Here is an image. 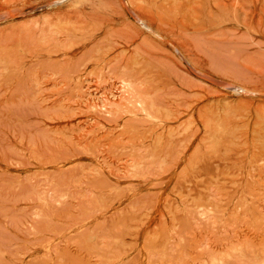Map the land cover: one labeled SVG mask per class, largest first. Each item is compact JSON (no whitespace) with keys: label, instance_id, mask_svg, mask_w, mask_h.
<instances>
[{"label":"rangeland","instance_id":"374dc122","mask_svg":"<svg viewBox=\"0 0 264 264\" xmlns=\"http://www.w3.org/2000/svg\"><path fill=\"white\" fill-rule=\"evenodd\" d=\"M0 264H264V0H0Z\"/></svg>","mask_w":264,"mask_h":264}]
</instances>
